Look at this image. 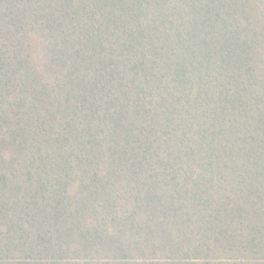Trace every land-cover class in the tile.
<instances>
[{
    "label": "trees",
    "instance_id": "obj_1",
    "mask_svg": "<svg viewBox=\"0 0 264 264\" xmlns=\"http://www.w3.org/2000/svg\"><path fill=\"white\" fill-rule=\"evenodd\" d=\"M0 264H264V0H0Z\"/></svg>",
    "mask_w": 264,
    "mask_h": 264
}]
</instances>
